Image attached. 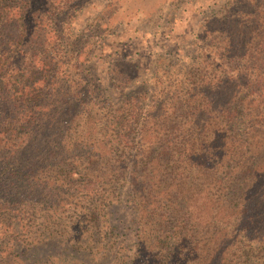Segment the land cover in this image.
I'll use <instances>...</instances> for the list:
<instances>
[{"label":"trees","instance_id":"obj_1","mask_svg":"<svg viewBox=\"0 0 264 264\" xmlns=\"http://www.w3.org/2000/svg\"><path fill=\"white\" fill-rule=\"evenodd\" d=\"M96 1L0 0V264H264V0L159 89L103 85Z\"/></svg>","mask_w":264,"mask_h":264},{"label":"rangeland","instance_id":"obj_2","mask_svg":"<svg viewBox=\"0 0 264 264\" xmlns=\"http://www.w3.org/2000/svg\"><path fill=\"white\" fill-rule=\"evenodd\" d=\"M236 1L175 0L164 4L161 0H126L122 17L93 54L98 77L109 87L115 65L130 62L139 68V86H166L168 72L188 71L192 58L201 53L200 36L206 20L229 16ZM111 3L97 0L80 19V27L109 13L106 6Z\"/></svg>","mask_w":264,"mask_h":264}]
</instances>
